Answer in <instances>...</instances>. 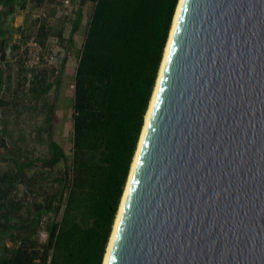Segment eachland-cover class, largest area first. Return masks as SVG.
Wrapping results in <instances>:
<instances>
[{
    "label": "trees",
    "instance_id": "obj_1",
    "mask_svg": "<svg viewBox=\"0 0 264 264\" xmlns=\"http://www.w3.org/2000/svg\"><path fill=\"white\" fill-rule=\"evenodd\" d=\"M178 1L0 0V108L42 116L30 136L45 148L18 145L3 117L0 264H103ZM81 31L66 154L51 137L52 112ZM31 42L61 58L30 64ZM6 140L25 162L7 154Z\"/></svg>",
    "mask_w": 264,
    "mask_h": 264
},
{
    "label": "water",
    "instance_id": "obj_2",
    "mask_svg": "<svg viewBox=\"0 0 264 264\" xmlns=\"http://www.w3.org/2000/svg\"><path fill=\"white\" fill-rule=\"evenodd\" d=\"M104 264H264V0H181Z\"/></svg>",
    "mask_w": 264,
    "mask_h": 264
},
{
    "label": "rangeland",
    "instance_id": "obj_3",
    "mask_svg": "<svg viewBox=\"0 0 264 264\" xmlns=\"http://www.w3.org/2000/svg\"><path fill=\"white\" fill-rule=\"evenodd\" d=\"M87 16V13H86ZM83 32L77 34L75 45L78 46L82 41ZM55 58L52 61L58 62L61 58V54H56L53 51ZM8 54V53H7ZM1 57V52H0ZM60 57V58H59ZM74 60L75 56L70 57L67 62V67L63 70L58 87L56 88V94L53 104V112H52V122H51V137L57 141L63 148L66 154H69V146H70V138H71V110H72V84H73V73H74ZM28 62H30L28 60ZM31 64V63H30ZM12 84V83H11ZM14 87V84L11 85V89ZM53 95V90L47 96L49 100ZM50 101V100H49ZM7 118V131L12 136L13 139L16 140L18 145L20 146H35L33 150L34 155L40 154L41 151L45 150L44 146H40L34 144L31 141L30 133L32 128L42 123V116H20L16 119L14 113L5 112L2 114V110L0 108V127H2L3 117ZM4 123V122H3ZM24 137V138H22ZM19 140V141H18ZM7 146V154L12 155L13 157L20 158L21 162H25L24 157L18 156V151L14 148L9 140L5 142ZM3 165L1 166V169ZM20 192L23 191L24 185L21 184L19 187ZM43 235L41 238L43 239Z\"/></svg>",
    "mask_w": 264,
    "mask_h": 264
},
{
    "label": "bare ground",
    "instance_id": "obj_4",
    "mask_svg": "<svg viewBox=\"0 0 264 264\" xmlns=\"http://www.w3.org/2000/svg\"><path fill=\"white\" fill-rule=\"evenodd\" d=\"M180 3H181V0L178 3L177 10H176V13L174 15L173 25H172V28H171V31H170V35H169V39L167 41V45L165 47V51H164V55H163V59H162L161 67H160V72L158 73V78L156 80V85L154 87L153 95H152V98H151V101H150V104H149V108H148L147 113H146V116H145L144 127L142 129V133H141V136H140V139H139V142H138V146H137V149H136L137 151L135 153V156H134V159H133L131 168H130V174H129L128 180L126 182L127 185H128L129 178H130V175H131V172H132V169H133V165H134V162H135V159H136V155H137L138 150H139V146H140V143H141V140H142V137H143V133H144V130H145V127H146V124H147V120H148L149 113H150V110H151V106H152V103H153V99H154L156 87H157L158 80H159V77H160V74H161V70H162V67H163L164 60H165V56H166V52H167V49H168L169 41H170V38H171V35H172V31H173V28H174V25H175V21H176V17H177V14H178V10H179V7H180ZM127 185L125 187V190H124V193H123V197H122L121 202H120L119 210H118V213H117L115 222H114L113 231H112V234H111V237L109 239V243H108V246H107V249H106V254H105V257H104V263H105V260H106L107 254H108V250H109V246H110V243H111V239H112V236H113V233H114V229H115V226H116L118 217H119V213H120L121 206H122V203H123V200H124V196H125V192H126V189H127Z\"/></svg>",
    "mask_w": 264,
    "mask_h": 264
},
{
    "label": "built area",
    "instance_id": "obj_5",
    "mask_svg": "<svg viewBox=\"0 0 264 264\" xmlns=\"http://www.w3.org/2000/svg\"><path fill=\"white\" fill-rule=\"evenodd\" d=\"M58 1L61 2L63 6H69L73 0H58ZM29 45L31 47V50L29 52V61L31 64L36 65L39 62H41L42 60L41 54L43 55V60L46 61H52L55 58L54 53L43 52V49L38 44L31 42Z\"/></svg>",
    "mask_w": 264,
    "mask_h": 264
},
{
    "label": "crops",
    "instance_id": "obj_6",
    "mask_svg": "<svg viewBox=\"0 0 264 264\" xmlns=\"http://www.w3.org/2000/svg\"><path fill=\"white\" fill-rule=\"evenodd\" d=\"M10 19V18H9ZM8 19V20H9ZM12 20H10V21H8V23H9V26L11 25V26H14V27H18L19 25H21L22 24V22H23V19H24V13L21 15V14H16V16H14V18H11ZM78 34V33H77ZM77 34L76 35H74L73 36V41H74V44H75V42H76V38H77ZM79 46V45H78ZM78 46H76L75 48H74V50H72V51H69L67 54H66V57H65V61H64V68H63V70L67 67L66 65H68V61H69V59H70V57H72V56H75L74 55V53L77 51V49H78ZM59 49V48H58ZM60 51L62 50V49H59ZM62 52V51H61ZM64 52V51H63ZM64 54V53H63ZM74 69H75V65H76V59L74 60ZM74 74V73H73Z\"/></svg>",
    "mask_w": 264,
    "mask_h": 264
}]
</instances>
